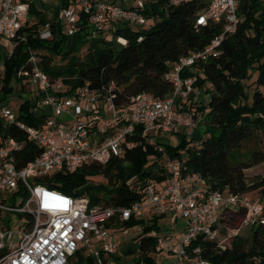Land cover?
<instances>
[{
    "label": "built area",
    "instance_id": "2783aa9c",
    "mask_svg": "<svg viewBox=\"0 0 264 264\" xmlns=\"http://www.w3.org/2000/svg\"><path fill=\"white\" fill-rule=\"evenodd\" d=\"M31 1L0 0V77L4 61L20 42H25L19 32L23 23L32 24L28 14ZM128 1L132 5L125 8L105 0H67L56 20L66 36L72 37L79 31L81 14H87L92 30L112 40L118 25L133 31L149 25L140 13L148 0ZM187 1L172 0L171 4ZM239 1L209 0L206 10L195 19V31L221 22L222 32L202 50L191 51L169 64L165 78L172 84V93L164 99L142 92L130 96L124 107H115L110 93L113 84L100 90L85 84L73 94L63 95L66 89L61 79L51 80L39 68L41 53L28 49L27 62L16 77L29 91V114L44 115L45 121L37 128L30 127L0 105L5 126L24 133L39 150L32 160L20 164L23 143L5 137L0 144V264H72L71 259L82 251H89L95 264H118L113 223L142 219L146 211L151 216L171 215L184 222L175 248L169 249L158 239L157 249L172 252V264H211L201 258L200 248H191L192 242L202 237L223 248L219 220L226 211L243 210L242 223L248 226L259 217L262 205L248 194L211 191L199 175L183 173L180 161L167 157L164 167L168 179L148 183L141 200L127 208L89 207L87 197L63 194L39 182L45 176L71 174L86 165L104 166L122 157L137 145L133 139L136 128H140V139L152 144L178 130L191 140L197 130L196 113L184 106L189 104L201 75L197 65L217 58L224 38L236 33L243 21L237 12ZM37 36L50 39L49 25L40 28ZM115 42L123 45L126 40L116 37ZM185 70L191 74L183 77ZM60 117L65 120L58 121ZM14 214L23 222L15 231Z\"/></svg>",
    "mask_w": 264,
    "mask_h": 264
},
{
    "label": "trees",
    "instance_id": "16d2710c",
    "mask_svg": "<svg viewBox=\"0 0 264 264\" xmlns=\"http://www.w3.org/2000/svg\"><path fill=\"white\" fill-rule=\"evenodd\" d=\"M171 1H146L140 13L149 25L136 31L124 24L118 25L112 40L92 30L87 14L80 16L79 31L72 37L66 36L56 15L67 5V0H61L53 18L31 1L28 14L35 23H23L19 34L24 36L25 42H20L4 61L1 78L4 96L13 91L9 87L12 79L20 84V91H25L16 73L27 62L28 49H32L41 53L39 68L51 80L61 79L66 89L63 95L73 94L85 84L91 90L113 84L110 93L115 107H124L130 96L142 92L158 99L166 98L172 93V84L165 78L169 64L191 51L202 50L223 27L221 22L209 23L195 31V19L206 10L209 0H189L178 6H173ZM109 2L115 3L114 0ZM237 12L243 21L236 33L221 42L220 55L197 65L201 75L197 77L194 90L209 86L205 89L207 103L198 109L206 111L199 134L195 131L188 140L184 134L175 133L176 145L158 139L152 144L140 139V128H136L133 139L137 145L122 157L104 166L86 165L71 174L45 176L39 182L63 194L85 196L89 207L127 208L141 200L148 183H162L168 179L164 167L167 157L180 161L183 173L199 175L211 191L229 194L258 191L264 213V176L248 181L245 175L246 170L264 162V93L261 91L264 89V0H240ZM46 24L51 38L41 40L37 32ZM116 37H122L126 43H116ZM67 38H71V43L63 52ZM189 74L185 70L182 76ZM252 75L256 87L248 93L247 81ZM193 96L194 92L189 100ZM0 105H4L3 99ZM29 106L28 101L20 104L16 119L37 128L44 123L45 117H33L29 114ZM184 108L189 110L191 105ZM5 137L23 143L20 164L32 160L39 152L24 133L15 127H6L0 117V144ZM96 176H102L106 185L89 186L88 179ZM238 217H244L243 210L226 211L219 224L228 229ZM115 224L117 228L142 225L137 264H155L151 254L157 253L158 238L148 235L154 225L147 226L143 219L133 217ZM250 226V240L237 236L219 248L217 243L198 237L191 248H200L201 258L211 264H264V223ZM75 256L80 257V253ZM88 260L93 262L90 257Z\"/></svg>",
    "mask_w": 264,
    "mask_h": 264
},
{
    "label": "rangeland",
    "instance_id": "374dc122",
    "mask_svg": "<svg viewBox=\"0 0 264 264\" xmlns=\"http://www.w3.org/2000/svg\"><path fill=\"white\" fill-rule=\"evenodd\" d=\"M111 1V0H105ZM117 5L123 6L128 8L132 5L131 2L128 0H114ZM36 8L42 9L46 11L48 17H52L55 15L56 10L61 5V0H32ZM54 17V16H53ZM52 17V18H53ZM31 23H35V20L29 18ZM28 20V21H29ZM106 40H109L106 38ZM67 42L63 45V52L67 51V46L71 43V38L66 39ZM3 77V75H2ZM0 77V99H3L4 105L10 110L11 114L14 117H17L19 114V106L24 101H27L30 97L29 91L25 89V91H20V84L16 83L14 79H12L9 83V87L13 88V91L9 95L4 96L3 92V83ZM255 76L252 75V78L247 81V90L248 93H251L252 90L256 87L254 84ZM209 86L205 85L202 88H196L194 90V96L189 100V104L191 105V109H193L194 113H196L195 119L197 121V130L196 133L202 130L201 125L204 124L205 116L204 114L206 111H199V108H202L206 105L208 100V94L205 92L206 88ZM264 93V89H261ZM65 120V117L58 118V121ZM200 129V131H199ZM180 134L183 135L182 130H178ZM177 134L172 133L170 135H162L158 137L159 141L163 143H167L170 145H176L178 143V138L176 137ZM264 143V142H263ZM264 146V145H263ZM256 148H259L258 145H255ZM245 175L248 181H251L254 177L257 176H264V162L254 166L245 171ZM89 186H95L98 184H105L106 180L102 176H96L93 178L88 179ZM249 197L252 200L258 201L261 205L260 196L258 191H252L249 194ZM11 218L17 221V224L13 230H18L19 228L23 227V222L20 221L18 215L14 214ZM244 217H238L234 224L229 227L228 229L222 228L220 229V240L224 239L222 245L224 246L226 242H229L234 237H242L245 240H250V225H254L258 222L264 223V213H263V205H262V212L260 213L259 217H257L253 223L248 225H243ZM144 224L147 226L154 225V228L149 231L148 235L155 236L161 240H168L174 241L179 237L180 232L184 229V222L177 218L174 220L171 215L166 216H151L147 211L144 212L143 216ZM143 227L142 225H134L132 227L121 228L117 230V228L113 227L114 232V241L119 247V258L117 259L118 264H137L139 261L138 255V238L142 234ZM167 248V247H166ZM90 257L89 251H82L80 253V257L74 256L71 261L72 264H95L94 259L92 258L93 262H89L88 258ZM151 257L154 259L155 264H172L174 261L173 256L168 255L165 251L164 252H157L151 254ZM91 258V257H90Z\"/></svg>",
    "mask_w": 264,
    "mask_h": 264
},
{
    "label": "crops",
    "instance_id": "0c3cea01",
    "mask_svg": "<svg viewBox=\"0 0 264 264\" xmlns=\"http://www.w3.org/2000/svg\"><path fill=\"white\" fill-rule=\"evenodd\" d=\"M143 219V218H142ZM116 223V222H115ZM115 223H113V225H112V227H115V228H117L116 227V224ZM119 229H121V228H117V230H119ZM184 231V229L180 232V233H182ZM180 235V234H179ZM163 242H165V244H166V246L167 247H169V249H172V248H175L176 247V245H177V239H175L174 241H166V240H163ZM167 250L168 249H166V250H159V249H157V252H166L168 255H170V256H172L171 255V253L172 252H167ZM120 251V250H119ZM119 258V253H118V255H117V259ZM117 259H116V261H117ZM174 262V261H173Z\"/></svg>",
    "mask_w": 264,
    "mask_h": 264
}]
</instances>
